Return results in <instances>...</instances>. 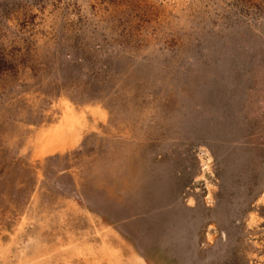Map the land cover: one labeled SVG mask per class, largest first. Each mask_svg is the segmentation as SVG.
Listing matches in <instances>:
<instances>
[{"label": "rangeland", "instance_id": "1", "mask_svg": "<svg viewBox=\"0 0 264 264\" xmlns=\"http://www.w3.org/2000/svg\"><path fill=\"white\" fill-rule=\"evenodd\" d=\"M0 264H264V0H0Z\"/></svg>", "mask_w": 264, "mask_h": 264}, {"label": "bare ground", "instance_id": "2", "mask_svg": "<svg viewBox=\"0 0 264 264\" xmlns=\"http://www.w3.org/2000/svg\"><path fill=\"white\" fill-rule=\"evenodd\" d=\"M73 112V111H72ZM66 122H68V121H71L72 120V118H71V111L68 109L67 110V112H66ZM64 121V120H63ZM72 122V121H71ZM69 125V124H68ZM70 126V125H69ZM67 129V128H66ZM209 157V156H208ZM205 159V158H204ZM209 160V159H208ZM207 161V160H206ZM210 161V160H209ZM204 163V162H203ZM206 165V164H205ZM204 170V169H203ZM88 248V247H87ZM77 252H78V250H77ZM94 252V251H93ZM85 260V259H84Z\"/></svg>", "mask_w": 264, "mask_h": 264}]
</instances>
